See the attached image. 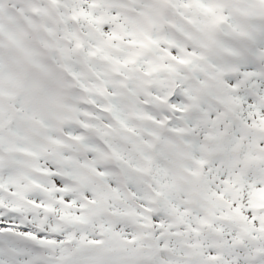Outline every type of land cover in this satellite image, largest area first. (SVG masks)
I'll return each mask as SVG.
<instances>
[{"label":"snow or ice","instance_id":"obj_1","mask_svg":"<svg viewBox=\"0 0 264 264\" xmlns=\"http://www.w3.org/2000/svg\"><path fill=\"white\" fill-rule=\"evenodd\" d=\"M0 264H264V0H0Z\"/></svg>","mask_w":264,"mask_h":264}]
</instances>
